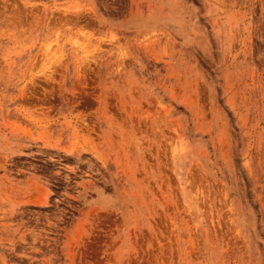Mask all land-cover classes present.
I'll use <instances>...</instances> for the list:
<instances>
[{
  "label": "rangeland",
  "instance_id": "rangeland-1",
  "mask_svg": "<svg viewBox=\"0 0 264 264\" xmlns=\"http://www.w3.org/2000/svg\"><path fill=\"white\" fill-rule=\"evenodd\" d=\"M0 264H264V0H0Z\"/></svg>",
  "mask_w": 264,
  "mask_h": 264
}]
</instances>
